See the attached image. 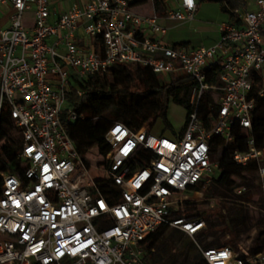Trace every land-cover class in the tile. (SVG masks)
<instances>
[{
    "label": "built area",
    "instance_id": "2783aa9c",
    "mask_svg": "<svg viewBox=\"0 0 264 264\" xmlns=\"http://www.w3.org/2000/svg\"><path fill=\"white\" fill-rule=\"evenodd\" d=\"M64 1L0 0L10 9L0 27V108H8L22 140L18 169L0 172V264H145L142 241L161 225L194 239L207 264H264V253L249 257L240 244L204 248L195 240L204 220L176 215L185 194L204 192L218 172L213 136L232 142L236 127L247 133L233 159L255 162L264 188V148L252 133L255 98L264 94V0H246L236 21L218 24L214 44L195 47L167 43L162 21L192 20L197 0L191 7L178 0L165 15L155 0H144L151 13L129 0ZM218 59L211 82L208 68ZM120 64L148 67L167 82L191 77L189 121L172 134L149 131L147 122L137 130L112 122L108 151L93 163L65 127L85 118L65 105L66 93L73 75ZM206 91L214 94L209 125L197 116Z\"/></svg>",
    "mask_w": 264,
    "mask_h": 264
},
{
    "label": "trees",
    "instance_id": "16d2710c",
    "mask_svg": "<svg viewBox=\"0 0 264 264\" xmlns=\"http://www.w3.org/2000/svg\"><path fill=\"white\" fill-rule=\"evenodd\" d=\"M129 3L135 8L145 3V1L129 0ZM245 5L246 0H224V3H221V9L228 13L227 21H236L239 15L238 11H243ZM164 9L165 6L162 0H155L156 12L162 13ZM176 44L187 45L185 41L174 43V45ZM93 49L98 50L97 42H94ZM219 68V59L209 66V81L213 82L217 79ZM130 70H132L130 65L120 64L106 73L91 74L86 78H78L73 75L70 89L66 93L65 105L72 108L76 113L83 114L85 118L75 123L68 122L65 127L76 149L82 156L86 157L93 147H96L98 154H105L108 151L104 135L110 124L115 121L122 122L134 130L139 129L147 122L148 130L153 131L154 124L159 119L163 124V128L159 131L160 134L165 132L172 134L174 131L166 119L169 100L172 95L176 96L181 90L183 96L188 97L193 85L192 78L186 76L167 82L145 66L135 65L132 72ZM132 80L137 89H130ZM258 88L259 85H254V91ZM77 90H81V93L79 94ZM213 97L212 91L204 92L197 107V116L207 125L212 122L213 112L207 105L213 100ZM246 133L245 129L236 127L234 129L235 139L229 143L223 142L217 136L212 138V158L218 163V172L210 185L204 190V196L207 199L218 201V211L213 214L204 213L199 215L192 214L189 211L176 212L177 216L198 217L204 220V227L197 233L201 235L198 242L204 248L230 245L236 249L235 243L238 236L236 235L235 226L239 224L244 214L241 208L232 207L233 214L228 218L223 209L226 207L224 201L231 199L230 196L245 197L246 192L236 194L235 190L250 184L245 174H253L257 171L255 162L242 165L236 163L233 159L234 151L244 147L243 142H239V138ZM252 133L256 146L264 148V94L255 98ZM21 143V134L18 127L14 125L9 116L8 108L2 106L0 108V172L18 169L17 157ZM198 189L199 187H194L191 191ZM231 224L234 227L233 229L230 228ZM169 230V226L161 225L142 241L144 248L142 257L145 264L165 263L163 258L156 253L155 248L158 240L166 232L172 234L170 237L173 235L176 237V234ZM225 232H228V237L225 239L220 238L221 234ZM181 234L184 233L181 232L177 235ZM209 235L216 236V239L213 242L206 243V237ZM247 251L249 257L261 253L256 249ZM188 262L189 264H207L199 254L192 255V259Z\"/></svg>",
    "mask_w": 264,
    "mask_h": 264
},
{
    "label": "rangeland",
    "instance_id": "374dc122",
    "mask_svg": "<svg viewBox=\"0 0 264 264\" xmlns=\"http://www.w3.org/2000/svg\"><path fill=\"white\" fill-rule=\"evenodd\" d=\"M221 1L217 0H200L198 2V10L194 16L196 20H203L206 24L210 25L212 32H204L197 30L192 26L188 29L186 22L181 27L172 26L175 20L168 19L165 25L169 27V44L182 42L181 40H190L191 44L199 43L208 45L211 44L213 38L217 36L216 27L222 20H226L228 13L221 10ZM247 8H253V5L248 2ZM172 26V27H171ZM195 28V30H194ZM210 30V31H211ZM193 42V43H192ZM214 44V43H213ZM190 46V45H189ZM134 69V64H129ZM130 70V72H132ZM163 79V74H158ZM189 83V82H188ZM130 89H137L132 80L130 82ZM182 90L177 95H172L166 112V119L174 130L181 131L187 125L189 121V100H191L193 91L190 89L188 97H184ZM62 115V114H61ZM154 128L162 129L163 124L161 120H157L154 124ZM153 128V129H154ZM88 157L93 159V163H96L100 157L97 153L96 147H93L87 154ZM249 180V185L246 187L245 197L230 196L232 197L225 202V208L223 212L229 218L233 208H241L244 216L239 221V224L235 226L238 236L236 245L240 244L245 249L258 250L264 253V188H261L258 184L256 172L253 174H245ZM219 209L218 201L207 199L204 196V192L200 193H188L185 194L184 200L180 204V212L189 211L192 214H213ZM230 228L234 227L232 224ZM170 231V230H169ZM170 232H166L157 242L155 251L163 258L164 264H189L188 260L192 259V255L199 254L198 249L195 246L194 239L186 234L177 235L176 238L170 237ZM228 232L221 234L220 238H227ZM176 238V239H175ZM200 233L195 235V240H200ZM206 243L213 242L216 236L209 235L206 237ZM182 246L184 249L182 250ZM175 259H174V258ZM176 262H175V261ZM154 264V263H151Z\"/></svg>",
    "mask_w": 264,
    "mask_h": 264
},
{
    "label": "crops",
    "instance_id": "0c3cea01",
    "mask_svg": "<svg viewBox=\"0 0 264 264\" xmlns=\"http://www.w3.org/2000/svg\"><path fill=\"white\" fill-rule=\"evenodd\" d=\"M198 2H200V0H197V3ZM222 3H224V0H222L221 1ZM162 3L164 4V6H165V9L162 11V13H159L158 12V14H160V15H165L166 13H167V11L168 10H170V9H172V8H177V4H178V0H162ZM64 4L65 5H68V1L66 0V1H64ZM220 7H221V5H220ZM137 12H139V13H151L152 12V6H151V4L150 3H143L142 5H139V6H136L135 8H134ZM198 10V9H197ZM196 10V11H197ZM222 10V9H221ZM9 13H10V9L8 8V7H4V6H1L0 7V27H5V26H7L8 25V22H9V18H8V15H9ZM31 17H32V14H31V12H27L26 13V15H25V19H26V23L27 24H30L31 23ZM227 19H228V17H227ZM227 19L226 20H224V21H227ZM168 20V18H164L163 19V24L165 25V22ZM170 20H172V19H170ZM223 21V20H222ZM221 21V22H222ZM184 23L185 22H181V21H176L175 20V23H173L172 24V26H177V27H179V26H183L184 25ZM220 23V22H219ZM186 24H187V26H188V29L192 26V28L193 27H196L197 28V30H199V31H204V32H212L213 30H214V28H213V30H211L212 28H210V25H208V24H206V22H204L203 20H196L195 19V16H194V18L192 19V20H190V21H186ZM167 28H168V31H167V34L165 35V37H164V40L168 43L169 42V27L170 26H168V25H165ZM171 26V27H172ZM194 30H195V28H194ZM211 30V31H210ZM216 32H217V36L215 37V38H213V40L212 41H214V42H211V44H213V43H215L218 39H219V35H220V33H219V30H218V25H217V27H216ZM181 41H185L186 43H187V45H190V46H192V47H195V46H208V45H211V44H208V45H204V44H199V43H193V44H191V42H190V40H181ZM161 129H158V128H154L153 129V131L154 132H158L159 133V131H160ZM170 228V230L174 233V234H179V233H181L182 231L181 230H179L178 228H175V227H169ZM182 233H184V232H182ZM185 234V233H184Z\"/></svg>",
    "mask_w": 264,
    "mask_h": 264
},
{
    "label": "clouds",
    "instance_id": "9594fccd",
    "mask_svg": "<svg viewBox=\"0 0 264 264\" xmlns=\"http://www.w3.org/2000/svg\"><path fill=\"white\" fill-rule=\"evenodd\" d=\"M193 0H186V3L191 7Z\"/></svg>",
    "mask_w": 264,
    "mask_h": 264
}]
</instances>
